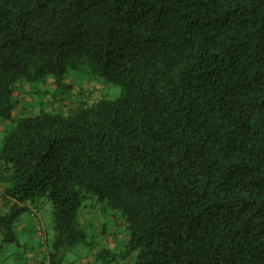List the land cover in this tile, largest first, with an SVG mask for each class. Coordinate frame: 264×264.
<instances>
[{
	"label": "trees",
	"instance_id": "obj_1",
	"mask_svg": "<svg viewBox=\"0 0 264 264\" xmlns=\"http://www.w3.org/2000/svg\"><path fill=\"white\" fill-rule=\"evenodd\" d=\"M72 71L120 96L14 118ZM0 121V248L45 200L62 264L87 194L128 230L104 264H264V0H0Z\"/></svg>",
	"mask_w": 264,
	"mask_h": 264
},
{
	"label": "rangeland",
	"instance_id": "obj_2",
	"mask_svg": "<svg viewBox=\"0 0 264 264\" xmlns=\"http://www.w3.org/2000/svg\"><path fill=\"white\" fill-rule=\"evenodd\" d=\"M64 84V87L57 88L51 78L45 83L19 84L14 94V118L34 116L40 111L68 114L101 98L114 100L121 93L119 86L108 84L100 78H91L83 71L70 72ZM15 123L0 121V146L5 132ZM36 205H29L28 211L22 214L17 223L20 246L7 244L0 248V264H26L29 260L25 259L24 251L27 253L30 250L34 251V264L46 262L47 245L53 238L51 205L45 200L37 201ZM78 220L88 235L89 244L77 245L67 252L62 264H104L103 260H96L95 253L98 250L109 248L116 253L123 251L128 230L118 213L102 214L96 199L85 194ZM33 227L35 232L31 235L32 242L31 239L27 240V236ZM34 235L40 243L36 242ZM134 259L135 254L126 260L118 259L114 264H132Z\"/></svg>",
	"mask_w": 264,
	"mask_h": 264
},
{
	"label": "crops",
	"instance_id": "obj_3",
	"mask_svg": "<svg viewBox=\"0 0 264 264\" xmlns=\"http://www.w3.org/2000/svg\"><path fill=\"white\" fill-rule=\"evenodd\" d=\"M34 230H35V227H33L32 229H30L29 235L27 236V240H30L31 239V241L33 242L31 235L34 234V232H35ZM34 238H35L36 242L40 243L38 241V238L35 235H34ZM18 246H20V244ZM23 247H24V249H26V246H23ZM33 253H34V251H32V250L27 251V253L24 251L25 259H28L29 260V262H27L26 264H34V259L32 258L33 257ZM36 256H39V255H36ZM45 260H46V258H45ZM42 263L45 264L44 262H41V264Z\"/></svg>",
	"mask_w": 264,
	"mask_h": 264
}]
</instances>
